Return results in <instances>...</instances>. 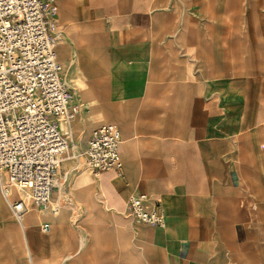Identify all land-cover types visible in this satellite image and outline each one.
I'll return each mask as SVG.
<instances>
[{
	"label": "crops",
	"instance_id": "obj_1",
	"mask_svg": "<svg viewBox=\"0 0 264 264\" xmlns=\"http://www.w3.org/2000/svg\"><path fill=\"white\" fill-rule=\"evenodd\" d=\"M50 1L82 152L115 124L123 168L21 220L0 184V264H264V0Z\"/></svg>",
	"mask_w": 264,
	"mask_h": 264
},
{
	"label": "built area",
	"instance_id": "obj_2",
	"mask_svg": "<svg viewBox=\"0 0 264 264\" xmlns=\"http://www.w3.org/2000/svg\"><path fill=\"white\" fill-rule=\"evenodd\" d=\"M53 14L50 0H0V184L18 220L30 204L45 208L51 201L71 146L61 119L75 118L80 109L63 78ZM120 142L115 124L93 129L83 153L95 177L106 170L121 173ZM13 188L19 192L15 198ZM146 198L131 196L128 210L139 221L162 223V206L147 209Z\"/></svg>",
	"mask_w": 264,
	"mask_h": 264
},
{
	"label": "rangeland",
	"instance_id": "obj_3",
	"mask_svg": "<svg viewBox=\"0 0 264 264\" xmlns=\"http://www.w3.org/2000/svg\"><path fill=\"white\" fill-rule=\"evenodd\" d=\"M78 104H79L80 109H79V112L75 118H73L71 120H65L64 118L61 119L62 131L65 133L66 137L69 140H72V141H74V143H76V147L72 148L70 146V148L62 156V158L64 157V159L61 160V166H60L61 174H60L59 180L61 182L63 181V183H66V184L72 183V178L69 177V175L72 174V172L75 173V175L90 174V176L93 180V176L90 173V167H89L88 161H87L84 153L82 152V150L85 147V140L86 139H80L79 138V136H81L83 134V129L81 127H79V123L77 122L79 120L80 114L82 112V104L81 103H78ZM68 122L71 123L72 129L67 124ZM104 124H106V123H104ZM67 126H69V127H67ZM71 131H72V136L70 135ZM67 155L69 156V158L65 161V159H66L65 156H67ZM56 186H57V184L55 185V187ZM51 203L53 204L52 198H51L50 204ZM54 206H59L58 208H60V205L58 203H57V205L54 204Z\"/></svg>",
	"mask_w": 264,
	"mask_h": 264
},
{
	"label": "bare ground",
	"instance_id": "obj_4",
	"mask_svg": "<svg viewBox=\"0 0 264 264\" xmlns=\"http://www.w3.org/2000/svg\"><path fill=\"white\" fill-rule=\"evenodd\" d=\"M67 124L70 125V122H68ZM67 127H69V126H67ZM66 129H67V128H66ZM68 131H69V130H68ZM63 159H64V157L62 158V160H63ZM59 181H60V180H59Z\"/></svg>",
	"mask_w": 264,
	"mask_h": 264
}]
</instances>
